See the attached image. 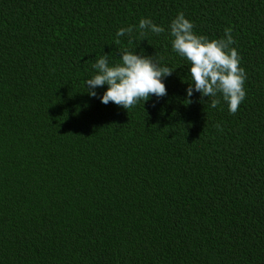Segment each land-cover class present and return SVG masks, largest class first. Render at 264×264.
I'll return each instance as SVG.
<instances>
[{
  "label": "trees",
  "instance_id": "obj_1",
  "mask_svg": "<svg viewBox=\"0 0 264 264\" xmlns=\"http://www.w3.org/2000/svg\"><path fill=\"white\" fill-rule=\"evenodd\" d=\"M181 12L209 39L232 29L235 114L186 100ZM142 18L165 32L117 38ZM124 50L174 68L166 96L88 95ZM0 264H264V0H0Z\"/></svg>",
  "mask_w": 264,
  "mask_h": 264
},
{
  "label": "clouds",
  "instance_id": "obj_2",
  "mask_svg": "<svg viewBox=\"0 0 264 264\" xmlns=\"http://www.w3.org/2000/svg\"><path fill=\"white\" fill-rule=\"evenodd\" d=\"M139 29L141 36L149 32L161 34L165 28L151 19L142 18L137 25L120 28L117 38L131 35ZM193 23L183 12L171 21L169 34L172 37V48L189 62L191 82L187 88V97L193 92H199L202 97H212L210 107L216 108L221 99L227 102L230 113L235 114L246 97L244 83L246 73L240 67L237 50L232 47L234 39L232 29L225 28L224 36L219 39H209L205 35L194 32ZM119 44V39L116 40ZM120 61L113 63L110 53H104L93 64L95 73L85 81L88 95L97 96L96 89L107 85L100 100L103 104L114 103L127 110L138 102H146L151 96L161 98L167 95L163 78L170 76L174 68L162 66L154 56L143 52L124 50L120 52ZM220 128V125H217Z\"/></svg>",
  "mask_w": 264,
  "mask_h": 264
}]
</instances>
